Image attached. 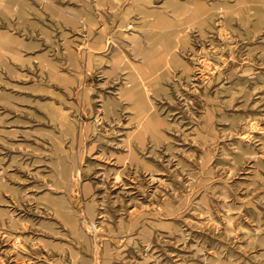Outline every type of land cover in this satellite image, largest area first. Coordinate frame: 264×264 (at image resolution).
I'll use <instances>...</instances> for the list:
<instances>
[{"label": "rangeland", "instance_id": "obj_1", "mask_svg": "<svg viewBox=\"0 0 264 264\" xmlns=\"http://www.w3.org/2000/svg\"><path fill=\"white\" fill-rule=\"evenodd\" d=\"M0 264H264V0H0Z\"/></svg>", "mask_w": 264, "mask_h": 264}, {"label": "bare ground", "instance_id": "obj_2", "mask_svg": "<svg viewBox=\"0 0 264 264\" xmlns=\"http://www.w3.org/2000/svg\"><path fill=\"white\" fill-rule=\"evenodd\" d=\"M166 20L165 19H162L161 18V20H159V22H161V23H164ZM165 24H167V23H165ZM166 26H168V24L166 25ZM165 33V32H164ZM164 33H156V35H162V34H164ZM168 33H171L170 31H168V32H166V35L168 34ZM135 42H136V44L138 45L139 43H138V41L137 40H135ZM173 45V44H172ZM140 46V45H139ZM138 47V46H137ZM172 51V50H171ZM144 56H145V58L148 60V64H149V68H150V70L152 71V73H153V71H154V68H156V65H155V63L152 61V59H153V57H152V53L149 51V50H145L144 51ZM158 56V55H157ZM174 56V55H173ZM151 62V63H150ZM148 70V69H147ZM146 70V71H147ZM151 77V76H150ZM136 94L139 96V93L137 92H130L129 91V94L128 95H130V97H132V98H134L135 96H136ZM135 99H136V97H135ZM139 102L138 103H140V102H142V100L140 99V98H138L137 99ZM141 105V104H140ZM139 105V106H140Z\"/></svg>", "mask_w": 264, "mask_h": 264}]
</instances>
